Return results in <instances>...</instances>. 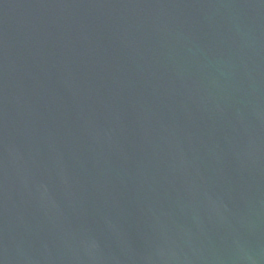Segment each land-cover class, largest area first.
<instances>
[{
    "label": "water",
    "instance_id": "obj_1",
    "mask_svg": "<svg viewBox=\"0 0 264 264\" xmlns=\"http://www.w3.org/2000/svg\"><path fill=\"white\" fill-rule=\"evenodd\" d=\"M45 1L51 4L52 0ZM109 1L101 0V3L107 5ZM256 5L262 7L258 8ZM108 13L111 14L110 9ZM262 13L264 15V0H119L111 18L125 27L121 35L127 34L129 29L139 35L143 44L142 60L145 62L140 72L144 87L150 89V78L160 84L162 78L168 77L169 81L165 86L160 84L162 88L159 87L161 90L155 94H166L170 97L178 94L187 109L197 110L201 104L207 106L209 103L210 97L206 95V90L216 72V61L221 46L230 45L226 41L242 40L246 42L245 47L250 45L249 49L261 48L260 44L247 42V36L240 38L237 31L233 30H246L245 20L252 16L254 18L249 22L252 28L263 27ZM76 21L84 24L80 19ZM62 23L65 24V21ZM73 23L74 19L71 25ZM64 27L66 29H61L62 31L70 29L68 26ZM87 45L91 46L92 41L89 40ZM151 57L162 61L166 58L165 70L160 71L155 63H150ZM225 65L226 70L230 72L236 68L237 62L229 59ZM31 70L34 71L33 68ZM123 70L133 73L132 68ZM241 72L254 77L253 61L244 63ZM2 82L5 84L6 88L3 90L6 94L0 86L1 95L15 99L19 94L18 88L9 86L5 80L0 79V85ZM229 85L224 83V89L227 90ZM105 101L106 98L100 99L102 106H105ZM14 103L13 100H7L5 109L2 115L0 114V245H8L11 240L7 235L9 224L25 221L30 213L32 218L40 219L39 224L33 228L37 233L45 232V240L50 241L46 246L50 248L59 243L72 251V255L84 248V240L90 234L81 230L88 217L93 227L99 225L97 230L104 232L107 238L113 237L111 239L115 241L103 248L104 257L124 262L127 256L120 250L119 245L128 249V244L120 238L123 227L118 228L112 221L114 215L118 214L116 212H122L123 202L114 200L110 207H95V202L86 197L82 188L67 183L70 181L69 175L63 172L71 171L68 159L58 163L59 171L57 167L50 166L35 155L41 151L25 149L41 145L43 139L23 140L16 134L13 126L5 119ZM39 111L45 115L39 122L41 128L50 124L53 128L58 127L60 120L57 119L53 125L50 120L51 112ZM250 112L253 116L259 114L256 105L250 106ZM104 114L90 124L92 133L101 128L107 131L105 127L114 123L106 119L107 111ZM116 114L119 116V113ZM197 117L198 121H205L207 118L201 114H197ZM181 119L182 117L176 122L180 123ZM251 122L255 125L262 124L259 120ZM134 123L138 124L139 121L135 118ZM10 131L11 137H6L5 133ZM139 133L142 134L141 129ZM192 133L198 134L196 131ZM56 135L50 139V145L57 147V144H73L71 137L75 135H61L59 132ZM165 154L164 150L160 151V156ZM23 173H29L38 180L19 182L17 178ZM56 198L69 205L70 211L63 215L30 211L36 204L46 206L61 203L55 201ZM245 201L248 205L244 209L229 208L231 211H228V216L223 214L215 217L214 226L201 228L203 238L190 242L189 247L178 254L144 260L139 252L128 250L134 254L138 264H264V232H261L264 231V197L256 202H249L248 199ZM220 218L223 220L218 222ZM4 253L0 247V264H16L13 263L12 257L19 254L17 250H9L8 257L3 255ZM62 255L68 254L62 252ZM21 262L22 259L19 258L18 263Z\"/></svg>",
    "mask_w": 264,
    "mask_h": 264
}]
</instances>
